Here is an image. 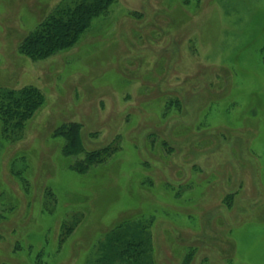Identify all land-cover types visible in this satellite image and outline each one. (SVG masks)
Instances as JSON below:
<instances>
[{
	"label": "rangeland",
	"instance_id": "obj_1",
	"mask_svg": "<svg viewBox=\"0 0 264 264\" xmlns=\"http://www.w3.org/2000/svg\"><path fill=\"white\" fill-rule=\"evenodd\" d=\"M77 1L0 0V92L44 96L19 139L0 131V264H89L122 222L153 264H264V0H114L71 48L21 52Z\"/></svg>",
	"mask_w": 264,
	"mask_h": 264
},
{
	"label": "trees",
	"instance_id": "obj_2",
	"mask_svg": "<svg viewBox=\"0 0 264 264\" xmlns=\"http://www.w3.org/2000/svg\"><path fill=\"white\" fill-rule=\"evenodd\" d=\"M114 0H78L75 3L59 6L54 14L46 17L33 32L23 38L19 44L22 53L34 59L46 58L61 50L71 48L88 30L96 17L103 15ZM263 59H264V45ZM44 96L35 87L28 86L15 92L12 90L0 92V131L9 141L20 138V133L33 114L43 105ZM81 126L78 123H66L54 130L65 138L61 149L64 155H75L82 151L80 137ZM116 142L97 150L85 153L83 160L70 165L71 169L84 174L90 167L106 161L116 150ZM4 215H0L3 220ZM124 222L113 227L101 238L103 243L97 250V257L89 264H153L152 257L143 250L142 245L147 241L138 235L126 232ZM138 225V224H136ZM61 230H69L61 225ZM69 232V231H68ZM59 236L57 245L64 242ZM100 240V238H99ZM145 246V245H144ZM140 247V248H139ZM17 249L15 245V250ZM41 252L35 255V262H40ZM143 256V257H142ZM192 251L186 252L181 264L189 263Z\"/></svg>",
	"mask_w": 264,
	"mask_h": 264
}]
</instances>
